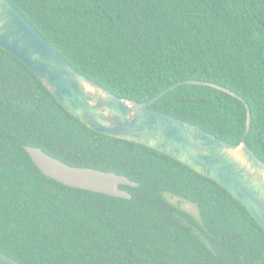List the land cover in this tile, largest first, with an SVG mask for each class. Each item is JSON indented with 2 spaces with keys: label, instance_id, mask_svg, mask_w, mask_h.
<instances>
[{
  "label": "trees",
  "instance_id": "1",
  "mask_svg": "<svg viewBox=\"0 0 264 264\" xmlns=\"http://www.w3.org/2000/svg\"><path fill=\"white\" fill-rule=\"evenodd\" d=\"M80 74L145 101L205 80L251 111L247 146L264 162V0H8ZM152 108L231 143L239 98L179 85ZM23 145L125 175L121 198L45 176ZM165 194L192 204L197 216ZM0 251L19 264H264V230L224 187L173 157L97 132L0 46Z\"/></svg>",
  "mask_w": 264,
  "mask_h": 264
},
{
  "label": "water",
  "instance_id": "2",
  "mask_svg": "<svg viewBox=\"0 0 264 264\" xmlns=\"http://www.w3.org/2000/svg\"><path fill=\"white\" fill-rule=\"evenodd\" d=\"M0 46L24 62L71 114L93 130L161 151L213 179L232 194L264 230V162L247 146L251 111L247 102L219 84L186 79L170 84L145 101L122 98L77 72L8 0H0ZM183 84L215 87L242 100L245 129L238 143L225 141L185 120L151 107ZM47 177L66 186L131 198L120 185L137 186L125 175L67 164L42 148L23 145ZM0 264H19L0 251Z\"/></svg>",
  "mask_w": 264,
  "mask_h": 264
},
{
  "label": "rangeland",
  "instance_id": "3",
  "mask_svg": "<svg viewBox=\"0 0 264 264\" xmlns=\"http://www.w3.org/2000/svg\"><path fill=\"white\" fill-rule=\"evenodd\" d=\"M165 197H166V198L168 199V201H170L172 204L177 205V206H179V207H181V208H183V209L189 211V212H190L191 214H193L194 216H197V210H196V208H195L192 204H190V203H188V202H186V201H181V200H179L177 197H174V196L169 195V194H165Z\"/></svg>",
  "mask_w": 264,
  "mask_h": 264
}]
</instances>
